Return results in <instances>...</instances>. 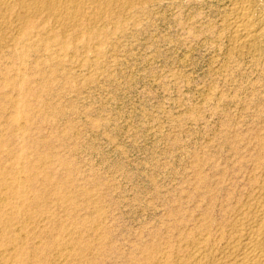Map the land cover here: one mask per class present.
Here are the masks:
<instances>
[{"label":"rangeland","instance_id":"374dc122","mask_svg":"<svg viewBox=\"0 0 264 264\" xmlns=\"http://www.w3.org/2000/svg\"><path fill=\"white\" fill-rule=\"evenodd\" d=\"M119 1L0 59L2 264L217 263L264 194V0Z\"/></svg>","mask_w":264,"mask_h":264},{"label":"bare ground","instance_id":"6f19581e","mask_svg":"<svg viewBox=\"0 0 264 264\" xmlns=\"http://www.w3.org/2000/svg\"><path fill=\"white\" fill-rule=\"evenodd\" d=\"M112 1L116 0H0V59H5L7 55L10 57L12 54L16 53L19 49L23 51V49L29 48V45L34 46L32 43L34 40L39 38V36L46 45L51 44L53 41V37L58 33L59 36H62L64 33V27L66 24H69V27L73 29L74 26H80L83 25L78 34V37L81 39L82 36L86 38H90L87 35L93 32L94 30L97 31V29H94L90 26H87L88 23H94L98 19L102 13H113L115 9H113L114 5ZM123 0H120L121 2ZM134 2V1H133ZM118 3V1L116 2ZM122 3V2H121ZM128 4V2L126 3ZM112 5V7H111ZM125 5V4H124ZM124 5L122 7H124ZM130 6V5H129ZM118 7V6H117ZM126 7V6H125ZM115 8V7H114ZM121 8V7H120ZM118 8V11L119 9ZM113 9V10H112ZM243 9V8H242ZM122 10V9H120ZM116 13V11H114ZM124 12V11H123ZM120 13V12H119ZM244 13V12H243ZM104 15V14H103ZM117 15V14H116ZM122 15V14H121ZM108 16V15H107ZM111 16V15H110ZM101 17V16H100ZM103 17V16H102ZM111 18V17H110ZM96 20V21H95ZM93 21V22H92ZM99 21V20H98ZM250 22L248 21V14L244 13L241 19V22L239 24V28L236 30L238 33L243 34L244 38L253 35V31L250 28V25H248ZM78 24V25H77ZM95 24V23H94ZM91 25V24H90ZM93 25V24H92ZM67 27V26H66ZM70 28V30H71ZM66 29V28H65ZM69 28L67 27V32ZM79 29V27H78ZM55 33L53 36L52 34ZM94 33V32H93ZM74 34V33H73ZM92 34V33H91ZM66 35V34H65ZM86 35V36H85ZM93 35V34H92ZM90 36V35H89ZM77 37V36H75ZM38 39V40H39ZM55 39V38H54ZM60 39V38H59ZM41 40L39 42H41ZM96 40V38H94ZM240 40V39H239ZM58 41V40H57ZM56 41V42H57ZM43 43V44H44ZM59 43V42H58ZM70 43V42H67ZM35 44V43H34ZM37 44L38 41H37ZM56 44V43H54ZM61 44V40H60ZM36 45V44H35ZM40 45V44H39ZM44 46V45H43ZM35 47V46H34ZM54 48V46H52ZM86 47V46H85ZM42 48H45L42 47ZM52 48V49H53ZM61 48V47H60ZM40 49V48H39ZM49 49V48H48ZM52 49L49 51L53 52ZM27 50V49H26ZM25 51V50H24ZM43 51V49H41ZM40 53V52H39ZM43 53V52H42ZM41 53V54H42ZM20 54V53H19ZM54 54V53H52ZM49 55V54H48ZM55 55V54H54ZM14 56V55H13ZM12 56V57H13ZM51 56V54L49 55ZM48 56L49 61L51 60ZM45 57H47L45 55ZM53 57V55H52ZM19 58V57H18ZM54 58V57H53ZM52 58V59H53ZM9 59V58H8ZM15 59V58H14ZM44 59V58H43ZM42 59V60H43ZM56 59V58H55ZM2 60V61H3ZM6 60V59H5ZM44 61V60H43ZM49 61H46L48 63ZM3 63V62H0ZM45 63V61H44ZM45 63V64H46ZM51 64H49L50 66ZM54 71V70H53ZM53 77V76H52ZM8 97V96H7ZM12 102V101H11ZM10 103V102H8ZM15 103V102H14ZM2 147V146H1ZM47 157V156H46ZM45 158V157H44ZM45 160V159H44ZM49 160V159H48ZM49 162V161H48ZM41 163V162H40ZM41 168V167H40ZM6 170V168H5ZM12 170V169H11ZM14 171V170H13ZM27 176V175H26ZM25 176V177H26ZM21 177V176H20ZM19 177V178H20ZM9 179V178H8ZM28 179V176H27ZM7 180V179H6ZM25 180V179H24ZM47 180V179H46ZM3 181V180H2ZM5 181V180H4ZM15 181V180H14ZM263 181V180H262ZM21 182V181H20ZM29 182V181H28ZM17 183V181H16ZM22 183V182H21ZM15 184V183H14ZM13 184V185H14ZM262 184V183H261ZM264 184V183H263ZM260 185V184H259ZM258 185V186H259ZM2 190L4 196L0 203L4 204L7 202V198L9 197H20L22 198L23 195H21V192H19V189L16 190L12 185H10L7 182H3ZM257 186V187H258ZM263 186V185H262ZM22 187V186H21ZM24 187V186H23ZM260 187V186H259ZM264 187V186H263ZM53 188V187H52ZM21 189V188H20ZM258 189V188H257ZM262 189V188H260ZM52 191V190H51ZM261 191V190H260ZM263 192V190H262ZM25 193V192H24ZM22 193V194H24ZM264 193V192H263ZM32 194V193H31ZM261 193H259L260 195ZM50 199V198H49ZM258 199V198H256ZM32 200V199H31ZM36 200V198H34ZM51 200V199H50ZM21 201V200H20ZM24 201V200H23ZM27 201V200H26ZM38 201V200H36ZM74 201V200H73ZM257 201V200H255ZM11 202V201H10ZM25 202V201H24ZM33 202V201H32ZM54 202V201H53ZM37 203V202H36ZM256 203V202H255ZM254 203V204H255ZM0 204V205H1ZM19 204V203H18ZM29 205V203H27ZM51 204V203H50ZM250 204V203H249ZM252 204V203H251ZM252 204V205H254ZM16 205V204H14ZM26 204H22L17 208V211L21 212V209L24 210L28 207L25 206ZM2 206V205H1ZM17 206V205H16ZM35 206V205H34ZM69 206V205H68ZM9 207V206H7ZM10 208V207H9ZM13 208V207H12ZM16 208V207H15ZM14 208V209H15ZM249 208H252V206ZM13 209V210H14ZM34 209V208H33ZM246 209V208H245ZM12 210V211H13ZM23 210V211H24ZM30 210V209H29ZM251 210V209H250ZM253 210V209H252ZM7 211V210H6ZM42 211V210H41ZM46 211V210H45ZM246 211H248L246 209ZM16 212V210H15ZM101 212V211H100ZM242 212V211H241ZM8 213V212H7ZM11 213V212H10ZM77 213V212H76ZM29 214V213H28ZM32 214V213H30ZM39 214V213H38ZM37 214V215H38ZM243 214V212H242ZM14 215V214H13ZM46 215V214H45ZM246 217L248 221L251 223L249 226H246L245 229L242 228V225H238L235 222V226L233 225V231L231 233V237L229 238V241L226 243L227 247L229 248L227 250H230V254L226 256L225 260L223 258V261L219 259L220 261L216 263V259L213 262L212 258L211 261H208L209 259L207 257L209 256H200L195 254V258L190 259L189 262H183L181 261H172L168 258L167 261H164L162 264H264V194H262L257 201L256 205L254 206V211L249 212V214H243ZM11 216V215H10ZM245 216H241V220L244 221ZM2 217V216H1ZM16 217V215H15ZM23 217V216H22ZM70 217V216H69ZM244 217V219H243ZM8 218V217H7ZM27 218V217H26ZM25 218V219H26ZM40 218V217H39ZM72 218V217H71ZM239 218V217H238ZM16 219V218H15ZM24 219V220H25ZM41 219V218H40ZM5 220V219H4ZM27 220V219H26ZM25 220V222H26ZM246 220V221H247ZM30 221V220H29ZM233 221V220H232ZM238 221V222H239ZM245 222V225H247ZM241 222H239L241 224ZM2 223V222H1ZM8 223V222H7ZM31 223V222H30ZM90 223V222H89ZM208 223V222H207ZM16 224V223H15ZM23 224V223H22ZM233 224V223H231ZM28 225V224H27ZM91 225V224H90ZM7 226V225H6ZM228 226V224H227ZM4 227V226H3ZM23 227V226H22ZM21 227V228H22ZM91 227V226H90ZM95 228V227H94ZM247 228V229H246ZM14 229V228H13ZM39 229V228H38ZM46 230V229H45ZM75 231V230H74ZM5 233V232H4ZM47 233V232H46ZM59 233V232H58ZM21 235V234H20ZM228 235V234H227ZM19 236V235H18ZM26 236V235H24ZM28 236V235H27ZM205 236V235H203ZM14 237V235L12 236ZM17 237V236H16ZM23 238L22 236H19ZM57 237V236H56ZM76 237V236H75ZM215 237V236H214ZM224 237V236H222ZM229 237V236H228ZM27 238V237H26ZM49 238V237H48ZM77 238V237H76ZM221 238V237H220ZM18 239V240H19ZM25 239V238H24ZM23 239V240H24ZM29 239V238H28ZM69 239V238H68ZM200 239V238H199ZM209 239V238H208ZM225 239V238H224ZM228 239V238H227ZM16 240V239H15ZM15 240H12L14 242ZM215 240V239H214ZM22 241V240H21ZM57 241V240H56ZM64 241V240H63ZM218 241V240H217ZM12 242L10 241V247L12 246ZM44 242V241H43ZM60 242V241H59ZM68 242V241H67ZM203 242V241H202ZM205 242V241H204ZM224 242V241H223ZM7 243V241H6ZM34 243V242H33ZM56 243V242H54ZM61 243V242H60ZM89 243V242H87ZM188 243V242H187ZM3 244V243H2ZM58 244V243H57ZM56 244V245H57ZM191 244V243H190ZM199 244V243H198ZM203 244V243H202ZM217 244V242H216ZM7 245V244H6ZM60 245V244H59ZM201 245V244H200ZM13 244V249H14ZM204 246V245H203ZM8 247V246H7ZM66 247V246H65ZM77 247V246H76ZM207 247V246H206ZM1 248V247H0ZM51 248V247H50ZM57 248V247H54ZM194 248H196L194 246ZM213 248V246H212ZM218 248V247H217ZM5 249V247H4ZM8 249V248H7ZM49 249V248H48ZM47 249V250H48ZM64 249V248H63ZM12 250V249H11ZM17 250V249H16ZM27 250V249H26ZM30 250V249H29ZM68 250V249H67ZM194 250V249H193ZM199 250V248H198ZM196 250V251H198ZM206 250V249H205ZM217 250V249H215ZM222 250V249H221ZM224 250V249H223ZM222 250V251H223ZM226 250V249H225ZM6 251V250H5ZM8 251V250H7ZM23 251V250H22ZM16 252V256L18 258V261L20 264H29L27 263L28 258L24 252ZM60 251V249H59ZM200 251V250H199ZM198 251V253H199ZM61 252V251H60ZM63 252V251H62ZM153 252V251H152ZM166 252V250H165ZM194 252V251H193ZM205 252V251H204ZM14 253V250H13ZM220 253V252H219ZM172 254V253H171ZM190 254V253H189ZM192 254V253H191ZM200 254V253H199ZM211 254V253H210ZM14 255V254H13ZM61 255V254H60ZM152 255V254H151ZM177 255V254H176ZM183 255V254H182ZM193 255V254H192ZM203 255V253H202ZM224 255V254H223ZM222 255V256H223ZM2 256V255H1ZM54 256V255H53ZM56 256V255H55ZM68 256V255H67ZM87 256V255H85ZM180 256V254H179ZM206 256V257H205ZM225 256V255H224ZM4 257V256H2ZM59 257V256H58ZM57 257V258H58ZM66 257V256H65ZM156 257V256H155ZM175 257V255H174ZM184 257V256H183ZM211 257V256H210ZM10 258H13L12 256ZM49 258V257H48ZM161 258V257H159ZM185 258V257H184ZM189 258V257H187ZM186 258V259H187ZM208 260H207V259ZM216 258V257H215ZM1 259V258H0ZM7 259V258H4ZM55 259V258H53ZM83 259V258H82ZM36 260V259H35ZM161 260V259H160ZM166 260V259H165ZM188 260V259H187ZM6 261V260H5ZM60 261V260H59ZM64 261V260H63ZM155 261V260H154ZM159 261V260H158ZM218 261V260H217ZM1 262V261H0ZM29 262V261H28ZM46 262V260L44 261ZM55 262V261H54ZM4 263V262H3ZM18 263V262H17ZM39 263V262H38ZM151 263L152 260H151ZM155 263V262H154ZM153 263V264H154ZM158 263V262H157ZM161 263V262H160ZM2 264V263H0ZM31 264V263H30ZM40 264V263H39ZM68 264V263H67Z\"/></svg>","mask_w":264,"mask_h":264}]
</instances>
